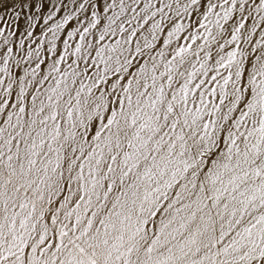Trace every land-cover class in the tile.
Here are the masks:
<instances>
[{"label": "snow or ice", "instance_id": "obj_1", "mask_svg": "<svg viewBox=\"0 0 264 264\" xmlns=\"http://www.w3.org/2000/svg\"><path fill=\"white\" fill-rule=\"evenodd\" d=\"M0 264H264V0H0Z\"/></svg>", "mask_w": 264, "mask_h": 264}]
</instances>
